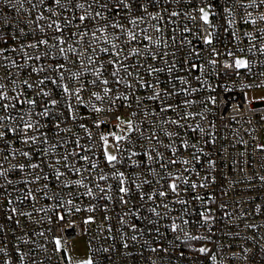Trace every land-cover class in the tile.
I'll return each mask as SVG.
<instances>
[{"label": "built area", "instance_id": "built-area-1", "mask_svg": "<svg viewBox=\"0 0 264 264\" xmlns=\"http://www.w3.org/2000/svg\"><path fill=\"white\" fill-rule=\"evenodd\" d=\"M261 17V0H0V264H69L78 236L91 264H264Z\"/></svg>", "mask_w": 264, "mask_h": 264}, {"label": "snow or ice", "instance_id": "snow-or-ice-1", "mask_svg": "<svg viewBox=\"0 0 264 264\" xmlns=\"http://www.w3.org/2000/svg\"><path fill=\"white\" fill-rule=\"evenodd\" d=\"M5 2H7V0H5ZM95 2H96V3H99V0H95ZM253 2H255V0H253ZM55 3L59 4V3H60V0H55ZM119 3H120L121 5H123L124 0H119ZM261 3H264V0H261ZM75 7H77V8H84V4H76ZM89 7H91V5H89ZM101 7H105V8H106V7H107V4L101 5ZM140 7L143 8V4H141ZM200 12L202 13V15H201V19H202L206 24L209 23V13H208L207 11H205L203 8L200 9ZM100 15H101L100 12H97V13H96V16H100ZM172 15L175 16V15H177V13L173 12ZM39 18H40V17H38V19H39ZM79 19H80V21H84V20L86 19V17H85L84 15H81V16L79 17ZM261 19H264V17H261ZM253 22H254V21H253ZM133 23H135V21H133ZM49 27H51V25H49ZM57 31H61V29L59 28V26H57ZM128 35H129V38H130V39H132V40L136 39V36H135V34H134L133 32H129ZM211 42H212V41H211V34H209V37L205 39V43H211ZM39 43H41V44H47V41H46V40H45V41H40ZM61 43H63V41H61ZM32 46L35 47V45H32ZM113 47H115V45H114ZM104 51H108V50H107V49H104ZM134 51H135V50H134ZM60 52L63 53V52H64V49L61 48V49H60ZM117 55H118V54H117ZM37 59H39V57H37ZM246 66H247V62H246L245 60H242V59H237V60H235V67H236V68H241V67H246ZM150 71H157V70H156V69H150ZM169 71H171V69H169ZM99 75H100V73L97 72V76H99ZM112 75H113V76H116L117 73H116V72H113ZM102 82H103L105 85L108 84V81H107V80H103ZM117 82L119 83V81H117ZM25 83H27V82H25ZM29 87H31V86L29 85ZM63 91H64V93L67 94V93L69 92V89H68L67 87H64V88H63ZM79 91H80V89H77V90H76V99H77V101H80ZM110 91H111V90H110L109 88H105V89H104V92H105L106 94H107L108 92H110ZM44 95L46 96V95H48V93H44ZM93 95L96 96L97 99H100L99 95H97L96 93H93ZM155 95H156V96H159V93H156ZM154 98H155V97H154ZM0 99H3V97L0 96ZM29 103L34 104L35 101H29ZM51 103H52L53 105H55V104L57 103V101L52 100ZM4 107H5V109H6V108L8 107V105H4ZM168 107L170 108L171 106L169 105ZM95 110H96V111H100L99 108H96ZM161 110H162V111H166L167 109L162 108ZM42 115L47 116V115H48L47 111H45L44 113H42ZM173 123H175V121H173ZM127 125H128L129 130H132V122H131V121H128V122H127ZM97 126H99V125H97ZM2 127H3V125H0V128H2ZM23 128H24L25 131H27L28 129L33 128V124H32V123H25L24 126H23ZM7 131H14V129H7ZM5 134H6L5 131H0V138H3V137L5 136ZM111 135L113 136V138H114L117 142H119V141H121V140H123V139L125 138V137H123V136H116L114 133H112ZM29 139L32 140V141H35L36 138H35V137H27V139H25V142H27ZM101 139L104 140V142H105V153H104V155H105V159L107 160V162H108L109 164H114L115 162H117L118 157L115 156V155H111V154L108 153V151H107V137L102 136ZM23 155H24V156H28L29 153L25 152V153H23ZM82 159L87 160L88 157L85 156V157H82ZM172 163H175V161H172ZM184 163H188V162H187V161H184ZM32 167H37V165H32ZM93 167H95V165H93ZM76 171H79V169H77ZM0 175H2V173H0ZM123 175H124L123 173H119V176H120V177H123ZM101 179H104V177L102 176ZM261 179L264 180V177H261ZM123 183H124V181H123V179H121V185H123ZM169 187L171 188V190H172L173 192H176V190H177V184H176V183H172V184H170ZM192 187H196V185L193 184ZM101 191H103V190H101ZM119 191H120L121 193H126V192L128 191V189H127L126 187H124V186H121V187L119 188ZM159 195H160V196H164L165 193H164V192H160ZM204 219H205V221H207V220L209 219V217H204ZM56 243H57V246H59V243H60L59 240H57ZM199 251H200L201 253H205V252H207V249H205V248H201V249H199ZM86 264H91V261L86 262Z\"/></svg>", "mask_w": 264, "mask_h": 264}, {"label": "rangeland", "instance_id": "rangeland-1", "mask_svg": "<svg viewBox=\"0 0 264 264\" xmlns=\"http://www.w3.org/2000/svg\"><path fill=\"white\" fill-rule=\"evenodd\" d=\"M238 59L246 60V56L240 55ZM246 93L248 99L264 98V86L247 90ZM107 151L111 155L116 154V148L113 145H107ZM59 245L64 246V242H60ZM66 250L69 264H82L90 260V250L85 236L74 238Z\"/></svg>", "mask_w": 264, "mask_h": 264}]
</instances>
